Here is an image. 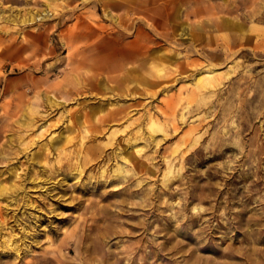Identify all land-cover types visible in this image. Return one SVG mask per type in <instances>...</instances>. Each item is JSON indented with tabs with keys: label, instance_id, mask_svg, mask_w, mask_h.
Masks as SVG:
<instances>
[{
	"label": "rangeland",
	"instance_id": "rangeland-1",
	"mask_svg": "<svg viewBox=\"0 0 264 264\" xmlns=\"http://www.w3.org/2000/svg\"><path fill=\"white\" fill-rule=\"evenodd\" d=\"M95 1L1 0L41 14L0 20V264H264V0H175L188 39L151 54L170 0ZM204 75L220 85L200 99Z\"/></svg>",
	"mask_w": 264,
	"mask_h": 264
},
{
	"label": "bare ground",
	"instance_id": "bare-ground-1",
	"mask_svg": "<svg viewBox=\"0 0 264 264\" xmlns=\"http://www.w3.org/2000/svg\"><path fill=\"white\" fill-rule=\"evenodd\" d=\"M3 1H5V0H3ZM6 1L18 2L19 0H6ZM95 2L97 4V6H98L99 0H96ZM170 2H172V6L171 7L163 6V9L162 10H157V11H154L152 14H150L151 15V18L153 19V21L147 23V26L145 27V32L146 33L144 35V38L139 39V42L137 43L138 47H140V46H141V48H142V46L144 48L146 47L147 48L146 51H148V53L151 50V48H153L152 45L153 46H155V45L157 46L158 44H161V42H163V41L164 42H171V43H173V42L174 43H179L180 40H186V39H188V38H184V37L182 39H180V38H178V36L176 34V32H177L180 24L188 25L186 23V21H182V22H178L177 21V22H174V24H170V23H172V21H176L177 20V17H178V14H179V12L177 14V10L175 9V5H176L175 0H170ZM2 4L3 3L0 0V20H5V21L7 20V21H10V22H17V23H19V22L28 23L30 21L31 22L35 21L36 20V16L41 14V13H34V12H31L29 10V11H27V14H25L24 16L21 15L20 17H18V14H14L13 16H11V15H5L6 14L5 13V9H4L5 7H3ZM123 4H124L123 2L116 1V0H102V2H101V6L104 8V12H106V8H110V7H113V6H120L121 7ZM189 8H190V6H189ZM184 10H186V9H184ZM191 11H193V10H190L188 12H191ZM185 14H186V11H185ZM199 15H200V13H195V17L196 16H199ZM187 16L188 15H186V17ZM209 17H211V16H209ZM210 19L211 18H209V19H198L199 21H196L195 26H201V27L202 26L203 27H206V26H209V27L210 26H217L218 27L219 26V27L230 28V29L237 28V26L240 27V25L236 21H232L233 19H230V18L229 19H222L221 21H213V22ZM115 20H118V17L115 18ZM156 22L157 23L164 22V26H166L165 27V30L158 31L157 30V23ZM143 23L144 22L141 23L142 26H143ZM128 24L129 23H128V19H127V13H125L124 17L120 21L117 22V25L122 30L125 31L129 27ZM95 25L97 26V24H95ZM143 28H144V26H143ZM10 29L11 28H0V32L3 33V34L0 35V44H2L3 41H9L10 42L9 43L10 45L14 43V40H15V36H14L15 31H11ZM34 35L39 36L40 34H37L36 33ZM243 35H244V33H243ZM118 39L119 38H117L116 40H118ZM193 40H195V41H193L192 44H191V50H192V48L196 47L197 44L199 45L200 43H203V45H207V44L210 43V41H205V37H203L201 40L199 38H196L195 37V38H193ZM196 40L198 41V43H196ZM87 49L90 52L91 51L92 52L94 51V53H96V54L103 53L104 50H106V49L109 50L110 49L109 52L106 53V54H108V53H113L114 51H117L119 48H115L114 46H112V47L109 46V47H106L105 48V47H101L100 43H98V42H92V43H89L88 42L87 43ZM137 51H139V48L137 50H135L134 52H129L127 54L128 55H132L133 53H137L138 54L139 52H137ZM177 51H178V49H177ZM78 53H79L78 48L75 47L74 50L71 51L70 54L67 56V59L69 61H71V62H74L75 64H77L79 66L82 65V64H87L85 62V58L83 59L84 62H82L83 60L80 58V56L78 57ZM141 54H142V52L139 53V55H141ZM149 54H151V53H149ZM174 54H175V52H174ZM165 57L166 58H171V57H169V55L168 56H165ZM205 63H206V61H205ZM77 65H76V68H79V67H77ZM209 65H204V66H199V67L196 65L195 66V68H196L195 69L196 70L195 72H197L198 74L199 73H202L203 72V68L204 67H207V66H208L207 71L209 73L214 72L217 69L216 65L215 66H209ZM117 66H119L120 70H122L123 68H125V70L122 72L123 75H122L121 79L127 80V66L126 67H123V62L122 61L117 62ZM111 67H112V65H111ZM220 78H221L220 75H214L212 77H210V75L209 76L204 75V76L198 77V80L197 81H194V85H196V87L198 89L197 90V96H198V98L205 99L206 97L209 96V93L210 92H212L213 90L214 91L217 90L219 88V85H220V82H217V80H220ZM217 86H218V88H217ZM119 113H121V109L118 110V111H113L111 113V116L112 117H115ZM150 136L154 139L153 134L150 135ZM77 170L79 171V169H77ZM16 247L17 246H12L11 248H16Z\"/></svg>",
	"mask_w": 264,
	"mask_h": 264
}]
</instances>
